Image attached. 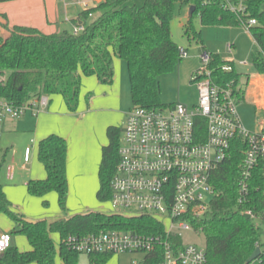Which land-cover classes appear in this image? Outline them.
<instances>
[{
	"label": "trees",
	"instance_id": "trees-1",
	"mask_svg": "<svg viewBox=\"0 0 264 264\" xmlns=\"http://www.w3.org/2000/svg\"><path fill=\"white\" fill-rule=\"evenodd\" d=\"M9 1L14 0H0V3ZM130 1L101 0L96 7L87 8L74 20L76 25L86 27L79 34L68 30L45 34L35 27H10L6 16L1 15L0 98L22 105L41 95H60L68 110L75 113L79 108L83 77L96 76L101 84L113 85L114 60L117 58L127 63L134 106L148 110L173 106L161 102L159 79L174 71L182 59L172 36V22L178 5L196 8L184 28L186 36L195 41L201 39L194 27L197 18L203 26L222 27L243 26V22L255 19L257 25L249 29L257 45L254 64L264 75V0H145L141 7L129 5ZM97 14L99 16L92 20ZM227 65L233 68L232 71H224ZM209 69L216 83L225 86L234 82L238 99L244 98V75L237 71L234 62L212 55ZM249 79L246 75L247 85ZM107 136L108 145L103 148L99 167L97 198L100 202L109 201L112 196L111 181L120 161L121 129L110 126ZM246 149L242 139L232 143L228 159L212 177L218 196L206 217L195 222L196 228L206 236V264H248L263 236L254 220L241 214L243 207L239 208L238 204ZM67 153L65 138L53 134L43 139L39 144V161L44 165L47 177L31 180L27 185L29 194L34 197L44 198L56 192L64 215H67L69 196ZM43 205L49 207L47 201ZM1 214L14 224L11 236L26 237L31 250L23 252L12 246L0 255V264H56L57 256L64 264H77L80 255L69 249L66 238L106 230L160 237L176 252L183 247L178 235L168 237L164 225L150 216L125 217L94 211L52 222H31L14 211L2 185ZM54 234L60 236L58 249L52 238ZM164 251L162 246L157 247L145 254L139 264H163ZM113 256L94 254L88 257L91 264H108Z\"/></svg>",
	"mask_w": 264,
	"mask_h": 264
},
{
	"label": "built area",
	"instance_id": "built-area-1",
	"mask_svg": "<svg viewBox=\"0 0 264 264\" xmlns=\"http://www.w3.org/2000/svg\"><path fill=\"white\" fill-rule=\"evenodd\" d=\"M255 25V19L243 22L248 31ZM85 28L82 24L75 25L73 33L79 34ZM180 53L181 57L188 56L184 48ZM201 61V69L193 76L198 91L195 106L188 108L184 104H174L155 110L133 106L128 112L109 203L116 214L157 219L164 225L168 237L178 235L181 238L183 231L202 233L195 222L206 217L218 196L212 177L228 159L232 143L242 139L247 149L238 204L239 208L243 207L241 214L254 220L263 231L256 244L260 256L253 263L264 264V119L257 122L255 132L248 131L238 113L235 83L222 86L214 81L209 69L212 55L204 53ZM232 69L230 65L224 67L226 72ZM49 106L50 97L46 95L22 105L0 98V144L8 120L20 119L27 113L38 117ZM30 155L31 147L26 149V162L30 161ZM8 177L13 178L10 171ZM210 197L214 200L208 202ZM247 205L250 207L244 209ZM12 241L10 233L0 235V255L12 247ZM65 244L73 252L87 256L148 254L162 246L165 250L163 264L207 263L206 246L183 244L176 252L160 237L132 231L106 230L86 236L71 235Z\"/></svg>",
	"mask_w": 264,
	"mask_h": 264
},
{
	"label": "rangeland",
	"instance_id": "rangeland-1",
	"mask_svg": "<svg viewBox=\"0 0 264 264\" xmlns=\"http://www.w3.org/2000/svg\"><path fill=\"white\" fill-rule=\"evenodd\" d=\"M84 2H89V5L92 7L96 4L93 0H42L45 10L44 20L47 17L53 25L55 22L57 23L54 19L56 18L63 25L64 29L73 32L75 25L65 22V19L67 16L69 19L77 18L80 12L86 9ZM144 2L145 0H131L129 5L141 7ZM5 3L8 4L9 2ZM31 10L33 9L23 10L21 6L17 5L16 8L11 11L13 16H15L13 21H11L12 24L15 21L30 20L35 16V13L38 12ZM189 12L190 8L187 6L181 8V6L178 5L176 8L172 22V36L174 42L180 49L184 48L187 50L188 56L181 57L182 59L174 71L163 75L159 79L161 86V102L168 106L172 104H184L188 108H192V105L197 103V88L193 83V76L194 73L202 67L201 57L204 53L218 55L224 61L234 62L237 71L244 75L242 79V84L245 85L244 98L242 100L238 99V113L245 128L248 131L255 132L257 130V122L264 119V106L261 107L258 105L257 110H259L260 113L257 114L254 110V105L250 104V102L254 100H258L259 102L264 101V75L257 71L254 64V55L257 51V45L252 34L243 26H203L200 19L197 18L194 20V27L200 33L201 39L198 41L190 40L186 36L184 29L185 25L188 24ZM98 16L99 14L94 16L92 20H95ZM56 23L53 26L57 29L58 25L56 26ZM242 62H247L248 64L243 66L241 65ZM119 73L121 76L120 99H116V101L113 102L98 100L95 103L96 109H91L92 115H90L86 125L88 136L85 144L87 146V152L90 154L89 162L87 163L86 180L80 183L82 185L81 187L79 185H74L73 189L69 191L70 196L68 197L67 214H71L80 204L91 206L88 209L90 212L100 211L104 213H117L112 209L109 203L110 201L100 202L97 198V189L98 186H100V180L98 168L96 169V159L97 157H99V159L102 157V150L104 146L107 145V129L110 126L120 128L122 137L126 122V112H129L134 106L131 97L129 70L126 63L123 64V69ZM246 75L250 76L248 85L246 84ZM83 91L87 92L82 93L81 103L86 108V96L89 93L96 97L99 93L101 94V91L89 89L88 85ZM32 139L36 140L31 136L26 139V136L21 134L15 137L6 135L4 137V146L5 142H8L14 143V147L11 148L7 161L3 162L2 160L0 169V185L4 187V190L7 189L11 192L12 199L10 200L20 209L28 206L29 212H31L32 208L30 206V201L31 203L33 201H39L41 204L40 198L30 195L26 190V186H24L30 179H34V177L37 176L40 167L36 158L38 145L35 144V142L32 143ZM32 145L34 148L32 149V164L30 168L33 170V173L30 174L23 170L22 167L24 166L23 157L25 149ZM91 147H93L92 152L90 151ZM10 165L16 168L13 172L14 178L12 179L8 177ZM54 199L55 201L53 202L51 198H49L50 206L48 210L42 209L48 217L54 216L60 212L57 200L56 198ZM213 200L214 197H210L208 202ZM16 206H14V211L17 212ZM11 227H13L12 221L5 217V219L2 220L1 228L12 231ZM181 239L184 245L197 244L201 247L206 246V236L204 233L198 234L193 231H183L181 232ZM54 241L58 249L60 246V239L56 238ZM28 245L26 237L14 236L12 246L18 247L21 251H26L29 248ZM144 256L145 254L140 252L117 254L110 260V264L140 263L144 259ZM57 264H64L59 256H57ZM77 264H91V262L87 255H80Z\"/></svg>",
	"mask_w": 264,
	"mask_h": 264
},
{
	"label": "crops",
	"instance_id": "crops-1",
	"mask_svg": "<svg viewBox=\"0 0 264 264\" xmlns=\"http://www.w3.org/2000/svg\"><path fill=\"white\" fill-rule=\"evenodd\" d=\"M93 1L96 2V4L93 7H96L100 3L101 0H93ZM84 4L86 6V9L87 8H93L92 6L89 5V2H84ZM17 5L21 6L23 10L33 9L31 11H34V12L38 11V12L35 13V16L32 17L30 20L17 21V22L15 21L12 24L11 21H13L15 16H13V13L11 11L13 9H15ZM187 7L191 8L189 6H187ZM86 9H84V10H86ZM1 15L6 16V18H7L6 23H8L10 27H13L15 25L35 27V28H38L39 30H41L42 32H44L45 34L60 33L64 30H66V29H64L63 25L56 18H54V19H55V21H57V23L55 22L56 26L58 25L57 29H56V27L53 26V25H55V23L52 25V23L50 22V20L47 17L44 20L45 10H44L42 0H14V1H9L8 4H6L5 2L0 3V19H2ZM93 17L94 16H92V18ZM189 17L190 16L188 15V18ZM78 18H79V15L77 18H73V19H69L67 16L65 19V22L76 25L74 20H77ZM47 20H48V23H47ZM49 31H51V32H49ZM124 63H126V62L123 60L115 58V60H114L115 79H114L113 85L108 86V85L101 84L96 76L83 77L79 108H78L77 112H75V113L70 112L68 110L62 96L55 95V96L50 97V106L47 109V111L43 112L38 117H34L31 113H27L28 115L26 114L27 116L25 115L26 117L24 116V118H22V119L8 120L5 123V130H4L2 141L0 144V164H1L2 160L5 162L7 161L8 154L10 153L11 148L14 147V143H8V142H5V146H4V137L6 135H11V136L15 137V136L21 134L23 136H26V139H28V137H30V136L34 137L36 140L32 139L31 142L32 143L35 142V144L38 145L36 158L38 160V164L40 165V167H39V171H38L37 176L34 177V179H30V181L31 180H44L47 177V172H46L44 165L39 161V144L43 139L47 138L50 135H53V134L59 135V136L65 138L67 141V144H68L67 179H68L69 191H71V189H73L74 185L75 186L79 185L81 187L82 185L80 183H82L83 181L86 180L87 163L89 162V157H90V154H88V152H87V146L85 144V141H87V136H88V129L86 128V125H87V122L89 121L90 115H92L91 109H96L95 103L98 100H103V101L106 100L108 102H110V101L113 102V101H116V99L117 100L120 99L119 94H120V88H121L120 87L121 86V76H120L119 72L123 69ZM87 85L89 86V89H95L97 91H101V94L99 93L98 96L96 97V96H92V94L89 93L86 96L87 97L86 98L87 99L86 100L87 108H86L81 103V96H82L83 92H87V91H83L86 89ZM104 90H107V91H104ZM103 92H104V94H103ZM196 102H198V91H197V101ZM196 104H194L192 106H195ZM250 104L254 105V107H255L254 110L258 114V113H260L259 110H257L258 105H260L261 107L264 106V101L259 102L258 100H254L253 102L251 101ZM127 114H128V112H126V118H127ZM72 143H74V144H72ZM107 145H108V142H107ZM27 148H29V147H26V149ZM33 148H34V146L32 145L29 162L25 161L26 149H25V153H24V157H23L24 166L22 168H23V170L29 172L30 174L33 173V170L30 168V165L32 164V149ZM92 148L93 147H91V149H90L91 152L93 150ZM91 159H92V156H91ZM101 160H102V157L100 159H99V157H97V159H96V165H97L96 169L98 168V173H99V167L101 164ZM15 170H16V168L14 166H11V165L9 166V171L12 173L13 178H14L13 172ZM95 172H96V170H95ZM8 174H9V172H8ZM28 183H25V185H24V186H26L27 192H28V189H27ZM98 190H99V186H98L97 192H98ZM4 191H5L8 199L9 200L12 199L11 192H9L7 189H5ZM54 194H56V195H54ZM69 196H70V192H69ZM38 198H40V197H38ZM49 198H51V201H53V202L55 201L54 198H56L57 203H58V194L56 192H52V193L48 194L47 196H45L44 198H40L41 204L39 203V201H33L32 202L33 204L30 201V204H31L30 206L32 207L31 212H29L30 210H29L28 206L26 208L22 207V209H20L11 200L10 201L13 204V206L17 207V212L23 214L26 217V219L31 221V222H37V221H41V220H47L48 222H52L58 218H63L65 216L71 217V216H74L76 214H86V213L90 212L88 209L91 206H87L85 204L84 205L80 204V206L78 208H76L71 214L64 215L62 213L60 207H59L60 212H58L54 216L48 217V216H46L45 211L44 210L42 211V209L43 208L45 210L49 209V207H45L43 205L44 201H47L49 203ZM41 205H42V207H41ZM67 205H68V201H67ZM58 206H59V203H58ZM69 215H71V216H69ZM5 217L6 216L3 214L0 215V235L3 233H11V230L9 231V230H4L1 228L2 220L5 219ZM12 226L13 227H11V229L14 228L13 222H12ZM52 238H53V240H56V238L60 239V236L58 234H54V235H52ZM28 244H29V242H28ZM28 247L29 248L26 251L31 250L30 244L28 245ZM23 252H25V251H23ZM56 264H57V259H56ZM109 264H110V261H109Z\"/></svg>",
	"mask_w": 264,
	"mask_h": 264
},
{
	"label": "water",
	"instance_id": "water-1",
	"mask_svg": "<svg viewBox=\"0 0 264 264\" xmlns=\"http://www.w3.org/2000/svg\"><path fill=\"white\" fill-rule=\"evenodd\" d=\"M195 10L196 8L194 6L190 8V12H189L190 17L194 14ZM259 256H260V249H256L253 255L248 260V264H252L255 260L259 258Z\"/></svg>",
	"mask_w": 264,
	"mask_h": 264
}]
</instances>
